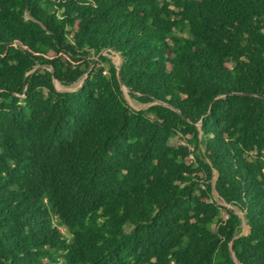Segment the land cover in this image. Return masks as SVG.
<instances>
[{
    "label": "trees",
    "instance_id": "obj_1",
    "mask_svg": "<svg viewBox=\"0 0 264 264\" xmlns=\"http://www.w3.org/2000/svg\"><path fill=\"white\" fill-rule=\"evenodd\" d=\"M0 264H264V0H0Z\"/></svg>",
    "mask_w": 264,
    "mask_h": 264
},
{
    "label": "rangeland",
    "instance_id": "obj_2",
    "mask_svg": "<svg viewBox=\"0 0 264 264\" xmlns=\"http://www.w3.org/2000/svg\"><path fill=\"white\" fill-rule=\"evenodd\" d=\"M103 53L107 54L113 61L116 65H119L120 62H121V57L119 56V54L115 53V52H111V53H106L105 51H103ZM83 79L84 78H81L79 80H77L76 82L70 84V85H62L60 82L58 81H55V85L57 87L58 90H63V91H73V90H76L83 82ZM124 94H125V98L127 100V103L135 108V109H146L149 104H146V103H142L140 102L138 99L132 97L129 92H128V89H125L124 88ZM183 141L179 138V137H173L170 139V143L171 144H179V143H182ZM213 196L214 198L218 201V203L220 204H225V202L218 196V193L214 190L213 191ZM235 211H237L240 216L242 217V224H241V232H240V235H244V234H247L249 232V227L246 223V220L244 218V214L239 210L237 209L236 207H234ZM55 223H58V220L55 219ZM64 234L66 237H68L69 239H71V234L68 230V228L66 226H61Z\"/></svg>",
    "mask_w": 264,
    "mask_h": 264
},
{
    "label": "water",
    "instance_id": "obj_3",
    "mask_svg": "<svg viewBox=\"0 0 264 264\" xmlns=\"http://www.w3.org/2000/svg\"><path fill=\"white\" fill-rule=\"evenodd\" d=\"M117 67H118V77H119V80H120L121 84L123 85V88L127 89L126 85L123 83V79H122V76H121V72H120V64L117 65ZM52 71H53V69H52ZM53 73H54V71H53ZM54 81H57V80L55 79V77H54ZM199 124H201V122H200ZM233 257H234V260H235L236 262H239L234 252H233Z\"/></svg>",
    "mask_w": 264,
    "mask_h": 264
}]
</instances>
